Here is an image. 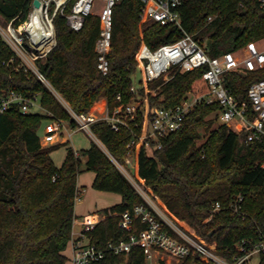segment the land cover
<instances>
[{
	"label": "trees",
	"instance_id": "trees-1",
	"mask_svg": "<svg viewBox=\"0 0 264 264\" xmlns=\"http://www.w3.org/2000/svg\"><path fill=\"white\" fill-rule=\"evenodd\" d=\"M31 1L0 0L2 24L24 22L31 12ZM141 8L140 0H122L114 9L109 73L97 69V16L88 17L80 32L58 16L57 46L38 63L54 90L77 114L91 112L104 99L111 112L122 104L140 103L138 127L133 124L131 129L116 132L105 121L92 126L96 138L120 162L134 134H142L150 109L174 107L189 94L209 91L204 79L207 67L189 72L173 68L169 80L161 76L136 86L133 77L141 65L142 46L156 50L188 34L216 58L238 52L250 42L264 41V10L257 0H188L179 9L180 25L166 26L144 21ZM13 57L0 35L1 86L26 97L39 94L47 114L75 126L67 109L36 75L17 69V57L10 64L3 63ZM262 78L264 70H236L226 75V85L238 99L245 100L249 87ZM134 86L136 93L131 91ZM218 111L217 105L196 107L184 127L163 138L162 147L152 155L144 142H137L133 178L184 233L232 262L240 253L238 243L256 238L259 231L264 234V152L260 143H247L245 136L226 124L213 129L215 121L208 118ZM47 114H23L14 108L0 115V264H68L65 252L78 219L75 208L82 156L87 157V170L96 175L93 188L122 197L121 203L102 211L104 218L90 234L93 244L103 248L111 241L129 240L130 233L119 226L120 214L145 203L96 143L81 156L69 148L62 166H56L52 153L66 143L42 145L38 130L50 120ZM201 129L209 135L198 145ZM239 196L243 197L245 218L232 209ZM216 203L222 205V211L209 219ZM99 264L147 263L143 248L135 246L127 255L107 254ZM180 264L208 263L190 256ZM259 264H264V254Z\"/></svg>",
	"mask_w": 264,
	"mask_h": 264
},
{
	"label": "built area",
	"instance_id": "built-area-1",
	"mask_svg": "<svg viewBox=\"0 0 264 264\" xmlns=\"http://www.w3.org/2000/svg\"><path fill=\"white\" fill-rule=\"evenodd\" d=\"M31 1V12L28 18L15 24V20L0 25V35L19 59L18 70L31 72L44 83L75 121L73 131L82 130L96 138L92 132L93 124L105 121L112 131L131 129L137 123L138 102L133 101L127 105H119L114 111H107L105 116L99 117L92 111L77 114L62 96L54 90L50 82L40 71L39 62L43 61L57 46V30L55 20L58 16L66 19L67 25L75 32H80L86 19L94 15L99 8L100 32L95 43L97 54V69L107 74L110 71L109 55L112 51L114 9L122 0H39L38 8ZM188 0H140L142 4L141 17L144 21L158 23L163 26L181 23L179 9ZM259 7L264 10V0H257ZM211 20V18H209ZM14 57L4 64L13 62ZM139 59L145 73V81L149 82L163 76L169 80L173 68L181 72H189L207 67L204 79L207 81L209 91L203 95L189 94L180 104L174 107H154L146 115L142 134L134 137L126 146V156L123 162L117 160L107 147L97 138V145L110 158L117 169L134 185L145 199V203L134 207L132 211L120 214L119 226L130 233L129 240L109 242L105 247L99 248L92 243L90 234L95 230L98 220L85 218L79 224L83 230L78 239L73 241V256L71 264H99L107 254H129L133 247L143 248L146 263L161 264L168 259L181 262L190 256H197L208 264H253L254 259L264 254V234L259 231L253 239H244L237 244L240 251L232 262L216 255L204 245L184 233L147 194L136 184L133 175L137 167L135 160V146L137 142H144L149 154L162 147V139L180 131L189 114L196 107H219L217 115L230 130L246 137L247 143L258 142L264 152V78L254 82L248 89L246 99H238L226 85V75L232 71L245 70L259 72L264 70V48L259 42H250L238 52H229L220 57L212 58L206 49L192 36L186 34L182 39L172 44H165L156 50L144 45L140 49ZM137 92V87L131 89ZM39 94L26 97L21 93L3 88L0 84V115L17 108L23 114L44 113L42 105L38 104ZM121 101V96H118ZM50 117L43 127L44 137L42 145L55 143L59 133L64 128V120L47 114ZM76 155L79 154L76 152ZM264 172V158L261 162ZM243 197L239 196L232 205L233 212L245 218L242 212ZM222 205L216 203L212 206L210 217L222 211ZM138 225V226H137ZM74 234V233H73Z\"/></svg>",
	"mask_w": 264,
	"mask_h": 264
},
{
	"label": "rangeland",
	"instance_id": "rangeland-1",
	"mask_svg": "<svg viewBox=\"0 0 264 264\" xmlns=\"http://www.w3.org/2000/svg\"><path fill=\"white\" fill-rule=\"evenodd\" d=\"M98 4H102L103 0H97ZM100 9L97 8L94 10L93 16H99ZM149 22V21H146ZM0 25L4 26L0 21ZM259 45L264 48V41L260 42ZM140 81H145V73L143 70V66H140L133 77V82L136 86H139ZM38 104L41 105V98L38 99ZM140 105V103H139ZM94 114L99 117L105 116L108 111V103L107 100H102L95 108L91 110ZM208 119H213L215 122L212 126L213 129L219 127L223 124V120L217 114H211ZM45 124V123H44ZM64 128L59 133L58 138L55 143L52 144H43V146H51L56 144H64L58 150L52 153V159L56 166L61 167L66 155L67 150L72 148L75 152H77L80 156L83 151L88 150L92 143L97 144V139L90 136L88 133L82 130L73 131L68 122H64ZM45 125H43L44 127ZM43 127L38 130V136L43 141L44 132ZM201 139L197 141L198 145L203 144L208 137V133H206L203 129L200 130ZM82 168L81 174L78 178V190L80 191V196L76 202L75 212L77 215L81 216V220H84L86 217H90L93 220L100 219L103 217L102 211L108 209L114 205L121 203L122 197L116 193L110 192H102L93 188V182L95 180V173L87 170V157L82 156ZM138 191V190H137ZM139 192V191H138ZM157 204V203H155ZM77 227V226H76ZM79 227H77L78 230ZM66 254L68 256L69 262L71 264V243L68 244L66 249ZM148 264H153V262L149 261ZM165 264H180L176 260L168 259ZM253 264H258V258L254 259Z\"/></svg>",
	"mask_w": 264,
	"mask_h": 264
},
{
	"label": "crops",
	"instance_id": "crops-1",
	"mask_svg": "<svg viewBox=\"0 0 264 264\" xmlns=\"http://www.w3.org/2000/svg\"><path fill=\"white\" fill-rule=\"evenodd\" d=\"M77 215V214H76ZM78 216V219L75 221V223H74V234H73V238H72V240H71V256H73V248H72V243H73V241H76L77 239H78V234L79 233H81V231L83 230V226H81L79 223L81 222V221H83V220H81V216H79V215H77ZM86 218H88V217H86ZM104 217H101L100 219H96V220H98V222H100L102 219H103ZM85 219V218H84ZM79 227L78 228V230H77V227ZM65 254H66V252H65ZM67 255V254H66ZM68 257V256H67Z\"/></svg>",
	"mask_w": 264,
	"mask_h": 264
},
{
	"label": "water",
	"instance_id": "water-1",
	"mask_svg": "<svg viewBox=\"0 0 264 264\" xmlns=\"http://www.w3.org/2000/svg\"><path fill=\"white\" fill-rule=\"evenodd\" d=\"M33 6L38 8L40 6V1L39 0H34L33 1Z\"/></svg>",
	"mask_w": 264,
	"mask_h": 264
}]
</instances>
